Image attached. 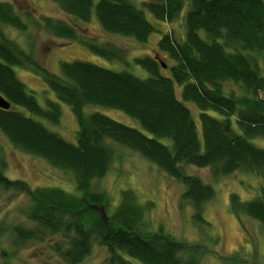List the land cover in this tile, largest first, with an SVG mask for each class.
<instances>
[{"label":"trees","instance_id":"16d2710c","mask_svg":"<svg viewBox=\"0 0 264 264\" xmlns=\"http://www.w3.org/2000/svg\"><path fill=\"white\" fill-rule=\"evenodd\" d=\"M51 1L66 19L43 16L37 24L107 60L129 63L119 47L79 34L80 24L93 14L104 32L139 43L147 42L155 30L162 32L145 10L158 22L182 18L184 36L162 32L157 41L156 52L173 61L169 74L162 72L163 61L156 55L133 57L148 72L144 78L82 60L62 61L56 74L14 41L0 38V94L10 102L8 109L0 108V133L18 149L72 173L77 188L74 194L7 177L0 147V196L12 190L29 201L22 208L27 223L10 227L15 242L25 245L59 236L47 248L65 264H80L94 243L106 247L109 264H125V257L144 264H200L198 245L162 228L144 230L137 225L144 209L132 191H123L121 202L113 206L107 194L92 190V181L108 171L116 147L125 146L184 185L182 198L191 204L199 227L207 223L202 212L215 191L185 166L208 167L214 177L241 170L264 181V148L253 142L264 137V0H186L185 10V0ZM0 22L26 29L10 3L0 2ZM14 66L39 75L56 99L48 98L41 106ZM230 83L240 88L239 95L227 88ZM185 101L199 110L200 132ZM59 102L75 115V142L44 124L59 122ZM90 104L126 113L150 135L99 111L87 113ZM164 137L170 143L161 141ZM229 199L239 219L244 215L264 226V188L250 199L237 193Z\"/></svg>","mask_w":264,"mask_h":264},{"label":"rangeland","instance_id":"374dc122","mask_svg":"<svg viewBox=\"0 0 264 264\" xmlns=\"http://www.w3.org/2000/svg\"><path fill=\"white\" fill-rule=\"evenodd\" d=\"M0 2L10 3L26 23V29L20 30L13 25L0 22V38L5 37L14 41L42 66L56 74L60 73L62 61L82 60L114 70L127 69L144 78L148 76V72L132 60L135 56L145 54L160 58L164 64L162 72L169 74L173 61L165 53L156 52L157 41L162 32L172 33L178 39L184 36L182 18L169 23L158 22L146 10L147 18L162 32L153 31L145 43H139L127 36L104 32L94 14L88 23L80 24L81 27L78 29L81 36L91 37L97 43H109L122 49L129 62L124 64L96 55L78 41L56 37L37 24L43 16L66 19V15L55 2L51 0H0ZM186 3L185 0L184 10L187 7ZM13 68L41 106H45L48 98L56 99L39 75L19 66ZM230 87L234 89L235 94L241 93L236 84H228L227 88ZM176 89L180 97L181 87L176 85ZM59 104L61 109L59 122L56 124L43 122L49 129L75 142L77 130L75 115L69 105L64 102ZM185 104L191 110L200 132L199 110L191 101H185ZM85 111L87 113L99 111L150 135L138 120L120 110L90 104ZM161 141L170 143L166 137L161 138ZM253 142L264 148V137H256ZM0 147L6 161L4 173L7 177L23 179L31 187L55 186L70 193L77 192L72 173L53 167L45 159L18 149L2 133H0ZM185 170L200 176L204 182L210 183L215 191L214 197L204 205L202 213L207 223L202 224L201 227L193 222L191 204L182 198L184 185L125 146L116 147V157L110 168L102 177L92 181V190L107 194L113 206L121 202L123 191H132L136 201L144 209L137 225L142 226L144 230L162 228L188 244L198 245L202 248V251L198 249L201 252L200 264H264V226L244 215L239 219L232 212L229 202L231 193H237L241 199H250L259 195L261 188H264V181L253 173L241 170L217 177L211 174L208 167L189 165L185 166ZM28 203L24 194L12 190L0 196L2 229L0 264H65L47 248V244L59 240V236H54L46 242L32 241L25 245L15 242L10 227L13 224L27 223L22 208ZM125 258V264H144L136 258ZM108 259L106 247L94 243L91 254L80 264H109Z\"/></svg>","mask_w":264,"mask_h":264},{"label":"water","instance_id":"95a60500","mask_svg":"<svg viewBox=\"0 0 264 264\" xmlns=\"http://www.w3.org/2000/svg\"><path fill=\"white\" fill-rule=\"evenodd\" d=\"M10 102L0 94V108L8 109Z\"/></svg>","mask_w":264,"mask_h":264}]
</instances>
